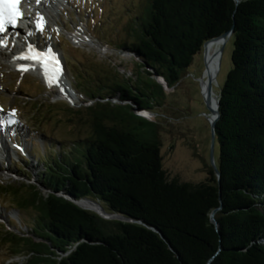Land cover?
<instances>
[{
    "label": "trees",
    "instance_id": "trees-1",
    "mask_svg": "<svg viewBox=\"0 0 264 264\" xmlns=\"http://www.w3.org/2000/svg\"><path fill=\"white\" fill-rule=\"evenodd\" d=\"M239 1L147 0L130 41L109 45L119 59L130 52L137 69L108 60L102 73L71 69L72 90L90 104L87 134L38 154L34 178L45 191L1 186L31 226L22 233L7 221L0 247L24 264H264V0ZM232 29L216 126L220 181L212 167L198 184L171 180L159 125L136 112L159 108L205 44Z\"/></svg>",
    "mask_w": 264,
    "mask_h": 264
},
{
    "label": "rangeland",
    "instance_id": "rangeland-1",
    "mask_svg": "<svg viewBox=\"0 0 264 264\" xmlns=\"http://www.w3.org/2000/svg\"><path fill=\"white\" fill-rule=\"evenodd\" d=\"M64 1L59 0L61 4L55 5L52 20L45 21L39 28L31 27L34 31L29 34H23L19 29L14 35L20 36L22 41L29 38L32 42L30 48L35 50L46 53L53 50L62 83L67 89L72 90L74 83L71 69L82 68L90 73H102L103 68L108 66L105 60L128 66L130 71L137 69L131 53L123 54L119 59V52L109 48V45L118 46L130 41L128 27L144 9L147 0ZM30 17L32 25L39 24L40 17L36 12ZM20 42L5 39L2 43L4 51L15 46L22 47ZM210 45L207 44L195 58L180 83L167 92L163 104L152 114L143 115L150 117L160 127L163 168L171 180L198 184L207 179L208 169L212 167L210 150L214 108L210 102L208 108L205 105L202 87V82L209 78ZM232 50L230 36L225 44L219 72L215 81L211 82V99H220V88L231 69ZM30 74L14 71L8 64L0 67V117L5 127L11 124L4 131L0 130V190L2 185L23 188L24 184H32L45 191L34 178L40 171L38 154L46 152L47 144L69 145L87 134L84 119L90 104L82 102L83 99L77 94L76 97L66 98V89L48 86ZM218 152L217 144L215 163ZM23 168L33 179L19 173V169ZM22 191L27 192L26 188ZM15 209L12 198L0 194V228L4 225L7 227L9 219L12 227L26 232L24 225L30 224V221H26L28 212L22 210L19 213ZM24 261L23 257L12 256L8 246L0 247V264H24Z\"/></svg>",
    "mask_w": 264,
    "mask_h": 264
},
{
    "label": "bare ground",
    "instance_id": "bare-ground-1",
    "mask_svg": "<svg viewBox=\"0 0 264 264\" xmlns=\"http://www.w3.org/2000/svg\"><path fill=\"white\" fill-rule=\"evenodd\" d=\"M24 4H29L32 6L33 11L37 12L39 17H42L44 21L49 22L52 20V13L56 12L55 5L61 4L59 0H21ZM31 28V26L29 27ZM34 31L32 28L30 29V32ZM13 32L17 33V28L13 27ZM79 37V36H77ZM15 40L21 41V46H15L11 50L7 49L6 52H10L9 54L4 51L0 47V67L4 64L10 65L14 71H18L23 75H26L28 72L31 73L33 76H36L37 78L41 79L42 82L48 86L55 85L59 89H63L66 92H64L65 95L68 97H76L75 92L71 89H67L65 84L62 83L60 75L61 71L57 66V57L53 53V50H49L51 52H45L43 50H35L32 46V42L29 38L26 37L25 41L21 40L20 36H17V34L14 36ZM74 39L77 40V38L74 37ZM5 40V37L0 33V42H3ZM81 40V39H79ZM209 47V73H207L208 80L203 81L202 87H203V95L204 97L207 96V89L209 84L212 82V80L215 81L216 76L218 74V64L220 61V58L222 59V56L220 55V49H221V43L211 42ZM9 47V46H8ZM29 49H33L34 51L30 52ZM46 53V54H45ZM53 53V54H52ZM36 54H40L39 58H37ZM207 54V56H208ZM33 57V58H24V57ZM49 56L52 58L51 68L47 69L46 63L48 62ZM30 74V75H31ZM73 93V94H72ZM210 104L213 105L214 113L217 106V100L216 99H210ZM3 118L0 117V130L4 131L7 127H11V124L9 123L6 125V127L3 125Z\"/></svg>",
    "mask_w": 264,
    "mask_h": 264
},
{
    "label": "water",
    "instance_id": "water-1",
    "mask_svg": "<svg viewBox=\"0 0 264 264\" xmlns=\"http://www.w3.org/2000/svg\"><path fill=\"white\" fill-rule=\"evenodd\" d=\"M236 1V4H239L240 1L239 0H235ZM233 35V29L226 33L225 35L217 38V39H214L208 43L205 44L204 46V49L206 48L207 44L211 43V42H220L222 44V48L220 49V55L222 56L223 54V51H224V48H225V44H226V41L227 39ZM123 54H130V52H125ZM220 65H221V58H220V61H219V64H218V71L220 69ZM161 82V81H160ZM170 91V90H169ZM211 93H212V84L210 83L209 86H208V89H207V96L204 97V102H205V105L207 106V108L209 107V102H210V99H211ZM220 98V97H219ZM113 103H120L118 100H112ZM219 102H220V99L217 100V106H216V109H215V113H214V118L213 120L211 121V132H212V138H211V150H210V159H211V165H212V169L214 170L217 178H218V181H220V178H221V175L215 165V162H214V151H215V144H216V126H217V123L219 121V118H220V114H219ZM136 114L138 116H143L144 113L143 112H140V111H137ZM79 206L82 207L83 209H86V210H90V211H93L97 214H99L101 217L105 218V219H109V220H112V219H116V220H124V221H127L121 217H118V216H111V215H108L104 212V210L95 202H91V201H80L78 202ZM214 214L215 212L212 214L211 216V222L212 224L215 226L216 230L218 231L219 230V225L217 224V222L215 221L214 219ZM131 222V221H129ZM157 234L160 235V233L156 230H154Z\"/></svg>",
    "mask_w": 264,
    "mask_h": 264
},
{
    "label": "snow or ice",
    "instance_id": "snow-or-ice-1",
    "mask_svg": "<svg viewBox=\"0 0 264 264\" xmlns=\"http://www.w3.org/2000/svg\"><path fill=\"white\" fill-rule=\"evenodd\" d=\"M19 0H0V32L4 31L5 24H15L21 13L17 9ZM30 52L34 51L29 49ZM39 58L40 54H36ZM24 58H33L31 56Z\"/></svg>",
    "mask_w": 264,
    "mask_h": 264
}]
</instances>
